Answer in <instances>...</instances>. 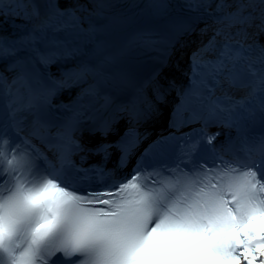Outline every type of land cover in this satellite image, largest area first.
Returning <instances> with one entry per match:
<instances>
[{
  "label": "snow or ice",
  "instance_id": "snow-or-ice-1",
  "mask_svg": "<svg viewBox=\"0 0 264 264\" xmlns=\"http://www.w3.org/2000/svg\"><path fill=\"white\" fill-rule=\"evenodd\" d=\"M0 264H264V0H0Z\"/></svg>",
  "mask_w": 264,
  "mask_h": 264
}]
</instances>
